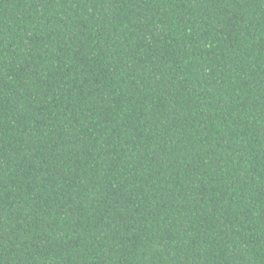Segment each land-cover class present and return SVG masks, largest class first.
<instances>
[{
    "label": "trees",
    "instance_id": "16d2710c",
    "mask_svg": "<svg viewBox=\"0 0 264 264\" xmlns=\"http://www.w3.org/2000/svg\"><path fill=\"white\" fill-rule=\"evenodd\" d=\"M0 264H264V0H0Z\"/></svg>",
    "mask_w": 264,
    "mask_h": 264
}]
</instances>
